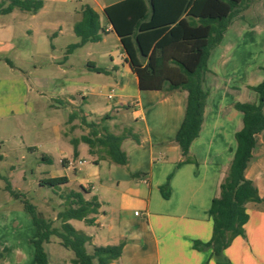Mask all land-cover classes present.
Masks as SVG:
<instances>
[{
  "label": "crops",
  "instance_id": "obj_1",
  "mask_svg": "<svg viewBox=\"0 0 264 264\" xmlns=\"http://www.w3.org/2000/svg\"><path fill=\"white\" fill-rule=\"evenodd\" d=\"M123 1L86 0L79 8H72L68 4L69 0H44L43 8L35 14L19 9L9 14H0L12 18L29 14V35L37 34L41 28L43 31L53 30L54 37L68 34L74 39L75 36L72 44H76L80 38L75 34L74 26L82 18V7L89 5L99 14L101 25L107 31L100 42L114 37L121 45L122 49L116 56L113 52L108 53L110 63L106 68L99 67L91 59L87 61L88 70L104 74L115 81L107 93L108 100L114 103L100 113L96 110L90 113L79 110L74 115L76 120L66 126L71 132L80 119H85L87 123L96 121L108 129L109 125L115 128L120 126L122 131L109 130L117 135L127 128H133L139 142L132 138L123 142L122 149L127 153L129 161L126 166H121L90 154L88 145L83 142L79 143L78 156L74 157L71 141L80 138L69 136L62 127L55 129L53 141L61 152L70 151L75 160L81 157L83 151L91 156L94 167L90 170V176L101 181L103 192L108 197L102 199L96 196L101 208L94 216L93 225L89 226L79 220H71L70 223L75 227L76 221L83 222L88 229L75 228L90 236L94 246H115L125 241L121 258L112 264H218L212 249H197L195 242L205 244L213 235V221L209 211L230 169L237 148L236 133L243 128V114L234 105L238 102H258V94L251 87L264 80V0H257L236 16L225 31L220 45L210 54L209 71L204 77V87L209 94L204 122L200 135L190 149L195 163H183L184 157L175 142L185 117L188 93L182 90L171 93L140 90L139 78L131 70L121 40L105 14L106 8ZM17 11H20V16ZM10 31V27L6 30L0 25V38L3 35L9 36ZM3 42L0 39V54L11 52L13 43ZM70 45L66 48L65 63L78 50L68 53ZM60 66L64 67L63 64ZM68 68L73 69V66ZM67 83L68 86H77L79 80L73 79ZM97 95L94 91L91 98L82 94V103L89 105L91 101H96ZM110 95L112 99H109ZM66 98L67 104L74 106L72 96ZM127 100H130L129 104ZM105 116H109V119L102 122ZM255 142L253 160L245 176L256 185L260 197L264 199V132L256 135ZM42 159L47 164L53 162L47 152ZM59 161L63 167L73 163L67 154ZM46 174L48 177L40 179L39 184L41 181L66 176ZM22 178L25 180L24 174ZM68 181L59 188L68 186L69 178ZM113 183H116L117 188L113 187ZM122 185L124 188L120 189ZM79 186L80 189L71 191L85 188L89 192L84 193L85 199L94 197L92 190L95 187L91 186L90 181L81 179ZM164 187L169 197H165L162 190ZM4 208L6 224L10 219L15 227L20 228V219L25 220V210L21 212ZM247 212L249 220L244 227V236L234 238L223 254L230 264H264V203L247 204ZM26 224L29 225L27 220ZM21 233L24 237L25 232ZM21 233L19 231L17 239H20ZM27 233L29 238V229ZM1 239L4 241L3 248L10 249L8 235ZM16 256L24 258L18 250ZM71 260L59 264H72Z\"/></svg>",
  "mask_w": 264,
  "mask_h": 264
},
{
  "label": "trees",
  "instance_id": "obj_2",
  "mask_svg": "<svg viewBox=\"0 0 264 264\" xmlns=\"http://www.w3.org/2000/svg\"><path fill=\"white\" fill-rule=\"evenodd\" d=\"M256 1L125 0L105 9L127 54L130 68L139 78L140 90L165 93L182 90L188 93L185 117L175 138L184 157L183 163H195L190 149L204 122L209 96L204 77L209 71L210 54L222 42L232 20ZM43 6L44 0H2L0 14L12 13L15 9L35 14ZM81 16L74 26L80 41L70 45L68 53L87 43H98L107 34L99 14L91 6L84 5ZM251 89L258 94L257 103L238 102L234 105L243 114V128L236 133L237 148L230 169L209 211L213 221L212 238L205 244L195 242L197 249H212L218 264H230L224 258V251L234 238L245 234L244 227L249 220L247 204L264 203L256 185L245 176L253 160L255 137L264 132V80ZM108 119L109 116H105L102 122ZM87 125L91 128L90 133L71 141L74 157L78 156V145L83 142L88 145L90 154L97 155L98 159L126 166L129 160L122 149L123 142L128 138L139 142L133 128L117 135L95 122ZM68 182L63 176L41 181L40 185L56 188ZM165 187L162 190L165 197H169L165 194ZM6 191L22 202L32 220L35 264H49L46 245L53 237L73 252L72 264H112L121 258L125 241L115 246H94L90 236L70 223L71 220L84 221L89 226L95 223L94 216L99 213L101 203L96 196L86 200L84 193L89 192L85 188L62 196L64 208L57 214L59 227L38 212L36 206L23 198V194L9 182Z\"/></svg>",
  "mask_w": 264,
  "mask_h": 264
},
{
  "label": "rangeland",
  "instance_id": "obj_3",
  "mask_svg": "<svg viewBox=\"0 0 264 264\" xmlns=\"http://www.w3.org/2000/svg\"><path fill=\"white\" fill-rule=\"evenodd\" d=\"M85 2L86 0H69L68 4L72 8H79ZM17 12L20 16V11ZM28 15H21L20 18L0 15V25L6 30L10 27L11 31H14H10L9 36L3 35L0 38L3 43L12 42L14 45L11 52L0 54V240L8 235V245L11 246L10 249H4V241H0V264H35V251L31 243L35 233L34 226L29 214L23 212L22 202L14 200L6 191L8 182L23 194V198L36 206L38 212L52 220L55 227L60 226L57 214L64 208L62 196L71 190L80 189L81 179H87L91 186L95 187L92 195L108 199L103 192L104 185L101 181L90 176V170L94 167L91 156L83 151L81 157L75 160L70 151L61 152L54 144L53 134L56 128L62 127L71 137L81 138L88 135L91 128L82 119L71 132L66 125L76 120L74 115H77L79 110L84 113L96 110L100 113L114 103L108 100L107 93L115 81L104 74L88 70L87 61L91 59L99 67L106 68L110 63L108 53L113 52L116 56L122 49L121 45L114 37L106 38L103 42L90 43L87 47L76 50L70 56L69 62L65 63L66 48L74 43L75 36L74 39L68 34L54 37L53 30L43 31L42 28L37 34L29 35ZM70 65L73 69L68 68ZM73 79L79 80V85L68 86L67 82ZM86 82L99 88H91ZM93 91L98 94L96 101H91L89 105L83 104L81 95L85 94L91 98ZM39 93L42 94L41 97ZM66 96H72L75 100L74 106L67 104ZM128 101L130 100L126 101L129 104ZM92 116L95 117L93 114ZM98 129L101 130L99 127ZM109 130L117 132L123 129L109 125ZM45 152L52 157V164L43 162ZM65 154L73 162L69 167H63L59 161ZM46 173L66 175L70 183L61 189L41 186L39 180L48 177ZM23 174L25 180L22 178ZM113 187L117 188L116 183H113ZM123 188L122 185L120 189ZM2 207L20 210L25 214V220L20 219V228L15 227L10 219L6 224V211ZM102 223L106 224L105 221ZM75 227L88 229L83 222L77 221ZM19 231L25 233L24 237L21 233L20 239H17ZM17 250L23 254V259L16 256ZM46 251L49 254V264L68 262L74 257L73 252L61 246L56 237L46 245Z\"/></svg>",
  "mask_w": 264,
  "mask_h": 264
},
{
  "label": "built area",
  "instance_id": "obj_4",
  "mask_svg": "<svg viewBox=\"0 0 264 264\" xmlns=\"http://www.w3.org/2000/svg\"><path fill=\"white\" fill-rule=\"evenodd\" d=\"M112 98H113V96L110 95V96H109V99H112ZM81 163H82V162H80V164H81Z\"/></svg>",
  "mask_w": 264,
  "mask_h": 264
}]
</instances>
